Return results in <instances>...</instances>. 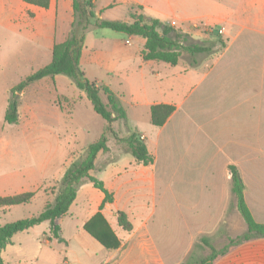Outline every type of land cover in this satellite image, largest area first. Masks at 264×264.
<instances>
[{
    "label": "crops",
    "instance_id": "0c3cea01",
    "mask_svg": "<svg viewBox=\"0 0 264 264\" xmlns=\"http://www.w3.org/2000/svg\"><path fill=\"white\" fill-rule=\"evenodd\" d=\"M128 2L129 12L167 24L194 42L197 41L188 30L200 26L212 29V33L222 41L225 39L226 43L219 52L215 49L188 55L187 66L179 62L171 66L143 61L144 44L133 53L121 52V45H130V40L118 43V39L109 34L99 38L106 46L103 58L107 60L109 72L118 66V62L138 61L140 71L134 84L131 85L128 77L122 80L127 85V103L133 108H142L145 124L142 129L126 125L124 136L117 135L123 138L134 133L144 143L152 162L147 165L136 162L119 146L107 145L108 152L97 155L90 175L94 173L91 176L103 184L112 201L103 203L104 194L90 182L77 188L68 213L58 222L60 239H54L65 241V230L69 236L67 243L72 241L82 252V255L73 252L72 264H181L196 244L195 248L202 244V238L206 237L203 230H217L215 235L226 230L229 240H235L246 233L247 228L245 230V222L236 208L230 166L236 168L242 180L244 201L253 220L264 225V221H257L264 220V178L250 179L244 174L247 169L256 171L257 161L244 162L246 145L239 143L240 126L236 114L239 103L229 100L224 90L227 85L225 70L219 68L229 53L230 42L242 37L264 45V0ZM96 4L93 0L94 10ZM111 7L110 3L106 5V8ZM96 16L102 19L100 15ZM73 20L72 0H49L46 8L24 0H0V196L33 193L30 202L23 205L39 203V213L54 201L58 184L71 162L68 143L63 144L60 139L67 134V131L63 133L66 128L63 120H67L74 100L54 96L48 83L44 82L50 78L46 77L30 84L18 95V122L11 125L16 131L11 132L13 138L7 143L4 129L8 124L4 122V116L11 89L22 81L20 72L16 71L21 59L31 64L42 61L43 65L35 71L48 65L53 46L66 41ZM218 31H221L220 35ZM208 43L212 44V41L204 44L208 46ZM85 51L86 34L80 66ZM260 55L259 63L264 69V52ZM12 71L16 73V79L2 82L6 75L12 76ZM243 72L241 68V79ZM116 73L120 75V71ZM94 80L95 85L105 86L99 84L100 79L95 77ZM121 96L120 93L115 96L118 102ZM154 105L174 107L161 127L150 123V108ZM123 110L125 119L121 121L127 124V111ZM260 119L256 117L258 128ZM19 129L32 131L37 139H45V143L32 151L29 161H34L27 171L9 167L12 169L5 172L6 160L9 165L19 161L20 153L15 154L12 150ZM257 138L255 148L247 145L252 155L261 151L259 133ZM12 207L0 209L7 211ZM120 212L127 217L131 231L118 226ZM170 214L176 217L178 230H163L165 224L161 219ZM43 223L48 225L44 233L49 237L50 224ZM239 230L245 231L240 234ZM227 251L226 264H264V238L231 243Z\"/></svg>",
    "mask_w": 264,
    "mask_h": 264
},
{
    "label": "rangeland",
    "instance_id": "374dc122",
    "mask_svg": "<svg viewBox=\"0 0 264 264\" xmlns=\"http://www.w3.org/2000/svg\"><path fill=\"white\" fill-rule=\"evenodd\" d=\"M96 1L97 4L95 6V13L96 15H100L103 20H117L125 22L132 21L129 15L130 4L128 0ZM109 3L112 7L106 8V5ZM188 31V34L197 42L205 43L206 41H212L214 43H208V45L212 46L213 50L216 49L218 52L221 51V49L218 48V40H221V38L219 39V37L215 36L216 34L214 35L209 29L199 26L198 28H191ZM108 34L115 36L118 39V43L130 40V45H121L122 47L120 50L118 49L121 52L129 51L133 53L134 51L141 49L144 44V40L139 37H127L108 29L94 28L89 29L86 33V51L80 69L84 72V77L88 82L95 81L94 79L96 77L97 79H100L99 84L105 85L109 88L114 96H117L118 93L123 95L118 103L127 111V124L118 120L111 124V129L119 136H124L123 133L126 132L127 127L133 128V126H135L142 129L145 124L142 108H133L129 105V102L127 103L128 98L125 97L127 85L126 83H123L122 80L124 77H128L129 82L133 85V81L137 77L140 68H138V61L133 59L126 63L118 62V66L114 68L112 72L107 70V60H104L103 58L106 46L105 44L99 42V38ZM218 35H220L219 32ZM223 40V42L226 43V40ZM91 49H94V52H92ZM227 52L229 53L225 55L226 57L223 60V65L219 67L220 69L224 68L225 70L224 77L227 85L224 90L227 93L229 100H236L239 103L236 114L239 119L238 126H240L238 132L239 143L246 145L244 151V162L253 160L255 162L257 161V170L253 171L247 169L244 171V174L246 175V178L249 177L250 179L264 178V69L259 63L262 60L260 52H264V45L261 43H254L249 40H243L242 37H240L228 44ZM27 61L21 59L20 67L16 69V71L20 72L22 80L24 79L23 77L35 71L36 67L43 65L42 61H37L33 64L28 63ZM188 61L189 56L184 53L179 63L187 66ZM128 63L130 64L128 65ZM143 66L144 69L147 68L146 64ZM241 68L244 70L243 79H241L240 75ZM117 71H120V75L117 73L114 74V72ZM260 77H262V80L259 79ZM15 79L16 73L14 74L12 71V76L6 75L2 82L8 83L14 81ZM44 82L48 83L49 91L54 96L62 95L68 99L74 100L75 103L74 107L71 108V112L68 115L67 120H63V126H66V128H63V133L67 131V134H64L60 139L63 144L65 142L68 143L67 149L68 153H70L69 161H71V164L84 156L85 148L98 140V138L106 131L107 125L106 122L93 111L91 103L87 99L85 93L77 89L69 77L57 75L53 79L46 78ZM100 96L104 104H106L105 95L101 93ZM230 116H232V114H230ZM256 117L261 118L259 128L256 126V124L258 125ZM43 125L45 127L46 123ZM4 130V139L7 143V141L13 138L11 132L16 131V127L5 125ZM19 132V137H15L14 134L15 138L13 140L15 143L14 147H12L15 154L20 153L19 161L16 160L14 165H9V163H7L8 160H6L4 165L5 172H8V170L12 168H15V171H27V169L32 167L34 161H29L32 151L35 150L39 144L45 143V139H37V135H35L32 131L28 130L26 132H22V130L19 129ZM258 133L260 137L259 146L261 151L259 154L256 153V155H252L250 154L247 145L254 146L253 148L257 146ZM105 136L108 140L107 145L113 148L115 146H119V148L125 149L124 144L115 141L109 132L106 131ZM71 158H74V160ZM93 174L94 173L91 172V175ZM40 211L41 206L39 203L15 206L7 211L0 209V227L8 223L27 219L31 217V215H37ZM161 220H163L165 224L163 230H178L176 217L172 216V214H170L168 218L163 217ZM46 226H48L47 223H42L41 225L33 228L32 231L15 235V237L11 239V245L7 246L2 252L4 264H72L73 260L71 257L74 256L73 252L75 254L82 255V252L75 244H73L72 241L69 244L67 243L66 240L69 236L66 234L65 230V241L54 239L48 240L46 233H44ZM244 226L246 230L245 223ZM245 230H239L238 233L241 234L242 231ZM216 231L217 230H203V234H205L206 237L202 239L210 241V245L217 251H221L224 248L227 249L231 243L229 242L230 237H227L226 230H221L215 235L214 232ZM197 245L198 244H196V246ZM195 247L186 256H194L193 260H195V262L207 257L211 253V250L202 244L199 248ZM227 252L228 251H226V253ZM226 253L225 256L218 255L216 257L217 259L214 260L212 264H226L228 258ZM181 254H184V252ZM82 258L83 256L81 259ZM187 259L188 258H185L181 264H185Z\"/></svg>",
    "mask_w": 264,
    "mask_h": 264
},
{
    "label": "trees",
    "instance_id": "16d2710c",
    "mask_svg": "<svg viewBox=\"0 0 264 264\" xmlns=\"http://www.w3.org/2000/svg\"><path fill=\"white\" fill-rule=\"evenodd\" d=\"M26 3L37 5L43 8L48 7L49 0H24ZM72 10L74 20L66 41L55 44L52 49L51 62L27 76L24 80L14 86L10 91L4 122L14 125L18 122V95L30 84L43 78H53L56 75L69 77L77 89L83 91L91 103L93 111L106 122V131L118 143L125 146V151L130 153L136 162L144 165L152 162L144 143L134 134L120 138L111 129V124L118 120L125 119V112L119 105L114 94L105 86H97L93 82H88L83 71L80 69V56L84 45L85 34L89 29H108L115 33L127 37H139L144 40L141 51L143 61H155L171 66L178 64L181 56L186 53L194 56L200 53H208L213 50L212 46L204 43L192 41L188 35L175 30L173 27L163 24L155 19L146 18L129 12L132 21H109L96 16L93 0H72ZM212 30V29H211ZM213 32V30H212ZM214 43V42H212ZM218 48L224 47V42L218 40ZM105 95L106 104L101 99L100 94ZM174 107L169 105H154L150 108V123L154 127H161L168 117L173 113ZM107 137L102 134L100 138L88 145L82 158L72 162L65 171L59 182L58 192L51 204H47L41 213L31 218L15 221L0 227V264H4L2 252L10 244L11 238L43 222L50 224V239L59 238L58 222L68 213V210L75 200L77 188L84 182H90L94 188L104 194L103 203H110L112 196L104 189L103 184L90 175L94 169L96 157L100 153L108 152ZM232 192L236 201V208L246 224V233L230 243H239L251 238H264V225L257 224L248 210L244 201V185L235 167L230 166ZM33 193H22L13 196H0V208H9L27 204L33 198ZM118 226L124 231H131L132 226L128 222L124 213L117 215ZM201 243L211 250V253L200 259L193 260L194 256H189L185 264H211L218 255H223L227 249L217 251L210 242L202 239ZM195 262V263H193Z\"/></svg>",
    "mask_w": 264,
    "mask_h": 264
},
{
    "label": "built area",
    "instance_id": "2783aa9c",
    "mask_svg": "<svg viewBox=\"0 0 264 264\" xmlns=\"http://www.w3.org/2000/svg\"><path fill=\"white\" fill-rule=\"evenodd\" d=\"M210 30V32H212V30L211 29H209ZM219 33H221V31H218Z\"/></svg>",
    "mask_w": 264,
    "mask_h": 264
}]
</instances>
